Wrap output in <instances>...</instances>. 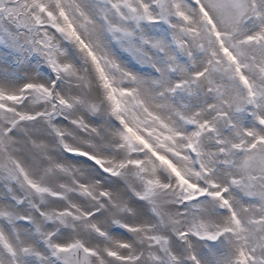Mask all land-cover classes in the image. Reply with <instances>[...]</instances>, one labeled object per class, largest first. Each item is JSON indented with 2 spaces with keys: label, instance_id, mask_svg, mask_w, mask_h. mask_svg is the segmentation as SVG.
Instances as JSON below:
<instances>
[{
  "label": "snow or ice",
  "instance_id": "1",
  "mask_svg": "<svg viewBox=\"0 0 264 264\" xmlns=\"http://www.w3.org/2000/svg\"><path fill=\"white\" fill-rule=\"evenodd\" d=\"M0 264H264V0H0Z\"/></svg>",
  "mask_w": 264,
  "mask_h": 264
}]
</instances>
